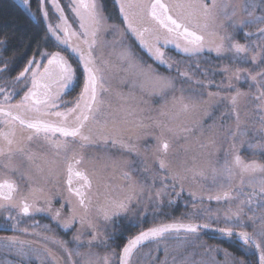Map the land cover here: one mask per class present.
Returning a JSON list of instances; mask_svg holds the SVG:
<instances>
[{
	"label": "trees",
	"instance_id": "1",
	"mask_svg": "<svg viewBox=\"0 0 264 264\" xmlns=\"http://www.w3.org/2000/svg\"><path fill=\"white\" fill-rule=\"evenodd\" d=\"M99 2L103 17L112 26L122 30L127 28L116 0ZM202 4L197 14L186 15L183 20L204 36L202 42L197 45L189 43L190 49L158 44L157 51H161L163 62L147 53L133 35H126L131 51L167 79L174 96L164 99L152 95L147 103L150 108L140 107L142 112L138 116L133 109L127 112V106L119 101L122 97H112L110 107L99 119L108 125L110 135L105 141L111 151H118L114 148L118 145V149L140 157L137 152L143 153L148 147L154 156L158 134L162 133L158 122L165 127L168 136L172 133L165 140L173 145V156L176 146L180 143L186 145V191L179 189V184H185L175 168L165 170L159 164L162 160L155 163L151 160L149 165L151 172L155 171L160 179L168 180V186L173 190L169 198L172 207L165 209L162 222H176L186 217L208 226L241 229L256 239L264 254V26L256 27L257 21L252 20V16L245 17L247 24L241 22L237 2L202 0ZM31 12L39 14V0H29L28 7L17 0H0V41L3 44L0 55L5 63H9L7 75L18 73L28 59L39 57L43 52H59L71 57L69 47L51 39L41 20L35 19ZM146 16L149 18V14ZM147 32L152 37L149 27ZM159 36L158 40H161ZM157 98L161 104L156 102ZM151 133H157V137L152 138ZM44 134L48 132L36 136L41 146L38 149L47 152L50 159L57 158L59 152L49 145L44 146ZM165 155L167 161L169 152ZM56 170V166L37 169L36 177L46 180L43 183L45 189L57 190L54 183ZM172 175L178 184L171 179ZM107 198L109 204L110 197L107 195ZM2 208L7 215L9 211ZM55 210L54 217L38 213L35 221L42 220L54 228L58 237L72 242L76 234L74 228L66 230L59 221L56 223V219L69 210ZM111 213V210L99 212L95 224L101 226L105 221H114L109 242L117 253L134 236L153 227L148 218L132 225L124 222L120 213H113V216ZM24 215H20V220L29 218ZM23 233L21 229L0 228V244L13 241L11 235ZM198 233L209 248H220L244 264H258L254 249L235 237L205 231ZM17 243L22 245L20 243L24 242Z\"/></svg>",
	"mask_w": 264,
	"mask_h": 264
},
{
	"label": "rangeland",
	"instance_id": "2",
	"mask_svg": "<svg viewBox=\"0 0 264 264\" xmlns=\"http://www.w3.org/2000/svg\"><path fill=\"white\" fill-rule=\"evenodd\" d=\"M19 1L24 7L29 6V0ZM39 1V14L35 15L34 12H31V15L35 19L38 18L41 20L51 39L58 40V38H60V26L62 24V27H64V23L66 22L68 23L67 25L70 26V32H73L72 30L76 32V27H78V30H89V38L85 41L86 45L83 43L84 41L81 40H79L78 43L85 45L88 58H92L91 56L93 55L95 58V56L98 55L100 58L111 60V81L118 92V96L122 97L119 101L121 104L123 103L127 106V112H131V109H133L138 116L142 112L140 107H145V109L150 108L147 103L154 94L156 96L160 95L164 97V99L174 96L173 89H169L170 85L167 83V79L160 76L159 72L153 66H150L148 62L146 63L142 57H137L135 52L131 51L128 39L126 38L127 33L131 34L128 27L129 21L130 25L135 26V37L142 41V44H147L148 49L153 51L151 47L153 48L155 40L151 39L150 32L146 33L143 29L145 26H149L152 32L151 26H153L155 28L153 31L156 30L155 34L158 33V37L161 35V40H159L157 46L154 47V57L158 62H163L161 60V51H157L159 49L158 44H161L160 42H163V40L165 44L169 42V46L177 47L178 49H186L188 47L190 49L189 43L191 45H197L183 39L179 34H175L177 37L168 34L166 30L157 27L156 23L150 17L148 18L146 16L145 12L146 10L149 11L150 3L153 0H116L118 6L121 3L128 8L126 13H128L130 19L128 17L126 23L127 28L124 30L112 26V24L103 17L104 14L99 0H90L89 8H83L80 4V0ZM231 1L233 3H238L237 6L239 10L237 15L240 14V16H242L243 19L240 17L241 22L244 21V24H247V18L245 17L250 18L252 16V20L257 21L255 23L256 27L260 28L264 26V0ZM164 2H167L170 8L169 11L176 16L177 20L182 22L186 19V15L192 17L203 7L202 0H164ZM134 11H136L137 16L133 14ZM81 12H84L83 15L86 16V19L89 15L91 22L89 21L86 24L85 21H81ZM74 16L77 18L75 19ZM71 21L74 24H72ZM76 22H78L77 26H75ZM93 30H95L96 33L99 31L98 36L96 33L95 35L94 32L92 33ZM74 35L76 36V33H74ZM66 43L68 44V41L64 40L63 45H67ZM80 44H78L75 53L82 58L80 52L81 50L84 52V48L83 45ZM2 49L3 47L0 45V52ZM56 53L57 52H44L39 57L28 59L24 67V72L25 75H29L30 87L35 86L33 82L34 78H37L40 72L39 69H41L46 60H49V58ZM99 57L97 59L103 60ZM0 59V64H3L4 61H2L3 58L1 55ZM6 79L5 76H2L0 79L1 90H4V92L10 91L12 94L10 97L4 98L2 102L4 103L7 101L14 105H18L19 101L14 98L19 93L17 91H19L20 88L14 81L12 85L11 81L9 83L5 81ZM159 98L156 99V102L158 101L159 104H161ZM29 101L31 103L30 106H37L31 99ZM52 101L47 103L46 106L54 108L55 105ZM57 102L58 100L56 103ZM143 104H147V106H141ZM157 124L160 128L159 130H162V133H160V135L158 134V147L154 156L152 155V149L150 148V150L147 147L143 149V153L137 152L140 157L134 154H132V157V155L129 154L130 152H124L125 149H118V145L114 147L118 151L105 149L96 155L99 156L100 160L98 163H95V158L91 164L93 166L98 165L101 170L103 169L105 171V178H102L103 182L107 183L105 188L101 187L98 191L107 193L111 202L108 205L105 204V207L102 204L97 205L93 212L92 210L89 212H82L71 209L67 214L60 216L59 220L56 219V223L59 221L60 224H58L62 228L65 227L66 230L74 228L76 234L74 237L72 236V242L71 240H67V238L58 237L54 228L44 223L42 220L37 221V223H32L33 218L31 217L22 218L20 220V215L23 213V205L20 203L22 196L27 200L29 196L32 197L34 200L33 207L34 209H38L37 213H42V215L47 214L48 216H52L56 213L55 209H46V204L50 201L49 196H53V194L50 193H54V190L45 189L43 183H45L46 180L36 177L37 169L41 168L39 164L40 158L37 157V149L40 146V141H38L36 137L33 138L31 135L32 141L29 145L30 153H27L28 157L25 159L13 153L14 156H12L7 163L5 162L8 170L2 168L3 171L0 172V181H13L16 182L17 186V192L15 196H13V200L4 201L0 198V228L11 230L21 229L24 232L21 235H11L13 241L10 240V242H3L0 244V264H119L121 252H115L112 244L109 242L113 232L112 227L114 221L108 220L102 223L101 226H98L95 224V220L93 222V219L97 217L99 212L101 214L102 211L111 210L112 216L114 215L113 213H115V215L116 213H120V215L124 217V222L127 221V223L132 225H138L139 221L146 218L151 221L152 226L164 224L162 220L164 218L165 209H170L172 207V201L169 198L173 190L172 187L168 186V180L160 179V175H157L155 171L151 172V167H149V165L152 164L151 160H153L154 163L155 161L162 160L159 164L162 165L165 170L173 171V168H175L176 173L183 176L185 184V186H180L179 184V189H184L186 191V145L180 143L176 146L173 156V145L165 140V137L170 138L172 133L168 136L165 127L159 122ZM168 126L174 127L175 125L169 124ZM184 126L185 125H183V127ZM162 134L163 136L160 138ZM164 142L167 144V147L164 146ZM129 149L134 150L133 147ZM163 149L165 152L163 151L164 153H161ZM137 151L139 150L137 149ZM166 152H169L167 161H165ZM51 154L54 155L53 153ZM43 156L48 158V156ZM50 158L48 159L51 163H60L59 157ZM11 170L13 172H11ZM162 172L164 173L163 169ZM10 175L15 177L8 178L7 176ZM171 179H174L175 184H178L174 175L171 176ZM179 183H182V181H179ZM70 199L68 195V200ZM101 202L100 200V203ZM2 207H5L9 211L7 215L1 210L3 209ZM91 216L92 221H90ZM81 218H84L85 221L87 220L86 218H88L89 223L82 224L80 221L79 224L75 225V219ZM178 220L179 222H197L194 219H188L186 217H182ZM240 231L242 230L240 229ZM184 233L186 232L175 233L174 236L169 235L166 239L148 243L149 245H142L132 253L131 264H244L241 259L232 256L220 248H209L207 243L203 240L201 233H186V237L180 236V234L182 235ZM0 237L2 236L0 235ZM28 240L31 241L32 246H27L25 244ZM17 241L24 243H20L22 245H19Z\"/></svg>",
	"mask_w": 264,
	"mask_h": 264
},
{
	"label": "flooded vegetation",
	"instance_id": "3",
	"mask_svg": "<svg viewBox=\"0 0 264 264\" xmlns=\"http://www.w3.org/2000/svg\"><path fill=\"white\" fill-rule=\"evenodd\" d=\"M80 4L83 8H89L90 0L87 6H84L82 1ZM119 8L121 9L120 12L124 22L127 23L129 17L128 13H126L128 10L127 6L120 3ZM149 11L146 10L145 13L146 15L149 14V17L156 23L157 27H161L166 30L168 34L175 36V33L171 32L169 29L167 30V28L164 27L158 19L156 20ZM83 14L84 12H81V21H85L86 24L89 21L91 22L90 16L88 15L86 19V16ZM133 14L137 16L136 11H134ZM74 18L76 19L77 17L74 16ZM77 23L78 22L75 23V26L78 25ZM64 24V27H62V24L60 26V38H58L57 42L60 45H63L64 40L68 41V44H64L63 47H69L68 49L70 50L69 54L71 57L67 58V56L62 55L59 52L56 53L59 59V62L56 64L57 69H59V74L47 79L48 81L45 80L44 88L41 91L43 94L42 97L36 99L33 89L36 88L37 80L45 69L48 60H46L41 69H39L40 72L37 78H34V87H30V78L28 77L29 75H25L24 67L14 75H7L6 72L9 69V63L7 64L4 61L3 64H0V79L2 76H5L7 78L5 81L9 83L11 81L12 85L14 81V83L20 88L19 91H17L19 93L14 98L19 101V104L14 105L7 101L4 103L2 102V100L4 101V98L10 97L12 93H10V91L4 92L0 87V172L3 171L2 168L8 170L6 163L12 156H14L13 153L26 159L28 157L27 153H30L29 145L32 141V136L34 138L37 134L45 133L46 131L48 134H44V146L49 145L59 152V161L62 163L54 164L48 162V158L50 157L46 154L47 152L45 153L41 148L38 149L40 150V153H38L40 158L39 164L43 168L51 169L52 166L57 167V170L54 173V178L56 179L54 183L57 185V190L54 191V193H50L53 194V196H49L50 201L46 204V209L55 208L59 211L66 208L67 210L72 209L82 212H89L92 210L93 212L97 205H108L107 193L98 191L101 187H106L107 183L103 182L105 171L103 169L101 170L100 166H93L91 164L95 158V163H98L100 158L96 155L100 153V151L102 152L105 149H109L105 141L110 135L108 125L100 122L99 118H101L103 113H105V110L110 107V99L112 97L117 99L119 96L110 77L111 60L100 58L98 55H96L95 58L94 55L91 56L92 58L87 57L85 41L89 38V30H78V27H76V32L74 30H72L73 32H70V26L67 25L68 23L66 22ZM128 27L138 44L145 49L147 53L150 52L149 54L153 56L154 47L157 46V43L159 42L158 33L155 34L156 30L153 31L155 28L151 26V33H153L151 39L155 40V44H153V48L151 47V50L153 51H150L147 44H142V41L135 37V26L130 25L129 21ZM148 27L149 26H145L143 28L146 33ZM93 32L95 35L96 31ZM74 33H76V36ZM79 40L84 41L83 43L85 45L78 43ZM160 43V46L163 47L169 45V42H166L167 44H165L164 40ZM78 44L83 45L84 48V52L82 50L80 52L82 58L75 53ZM0 45L3 47L1 41ZM98 57L103 60L97 59ZM30 99L35 102L37 106H30ZM57 100L58 104L56 103ZM51 101L55 105L54 108L46 106V104ZM30 122L36 125H31ZM50 131L55 133L51 134L49 133ZM151 136L152 138L154 136L157 137V133H151ZM163 144L167 147L165 142ZM46 151L49 152L50 149L46 148ZM43 155L48 156V158ZM11 172L13 171L11 170ZM70 172L72 173L71 180L69 179ZM7 177L13 178L15 176L10 175ZM14 184L15 191L11 198L6 199L1 195L0 198L4 201L13 200V196H15L17 192L16 182H14ZM68 195L71 198L70 200H68ZM100 200L102 201L101 203ZM33 202L34 200L30 196L28 200L23 196L20 200V203L23 205L22 209L23 214H25L24 216L33 218V222L37 223L35 218L38 216V209H34ZM92 216L90 221H92ZM86 219V221L84 218L75 219L74 224L77 225L80 221L82 224H88L89 219ZM94 220L95 219H93V222ZM198 232L200 231L198 230ZM169 235L174 236L175 233L162 234L160 235V240L168 238ZM180 236L186 237V233L182 235L180 234ZM25 244L27 246H32L30 240L26 241Z\"/></svg>",
	"mask_w": 264,
	"mask_h": 264
},
{
	"label": "water",
	"instance_id": "4",
	"mask_svg": "<svg viewBox=\"0 0 264 264\" xmlns=\"http://www.w3.org/2000/svg\"><path fill=\"white\" fill-rule=\"evenodd\" d=\"M17 1L19 2V0ZM81 1L82 3H84L83 4L84 6H87L89 4V0H81ZM169 10L170 9L167 2H164V0H153L150 4L149 12H151V14L156 18V20L158 19L159 22H161L162 25L167 28V30L169 29L171 32L177 35L179 34V36H181L183 39L187 41H191L195 44L201 43L203 40V35L193 30L190 27L188 28V26L184 22L177 20V18L174 15H172V13ZM58 60L59 59L56 54L49 58L45 69L42 71V73L40 74L37 80L36 88L34 89V94L36 95L35 96L36 99L43 96L41 91L44 88L45 80L51 78L54 75L59 74V69H57V65H56L59 62ZM30 124L36 125V124H32L31 122ZM71 178H72V173L70 172L69 179L71 180ZM14 191H15L14 182H10V181L7 182V180L0 182L1 196L5 197L6 199L8 198L10 199ZM198 230L210 232L224 237H235L241 243L250 245L251 248H253L255 253L257 254L258 264H264V258H263L264 254L262 252V249L258 244V242L256 241V239L249 233L236 229H227V228L215 227L210 225L208 226L207 224L200 222H187V221L167 222L164 224L150 227L140 232L132 239H130L126 243L124 248L121 250L119 257V264H131L132 253L135 250H137V248L141 247L144 244L159 241L161 237L160 235L162 234L180 233V232L197 233Z\"/></svg>",
	"mask_w": 264,
	"mask_h": 264
}]
</instances>
